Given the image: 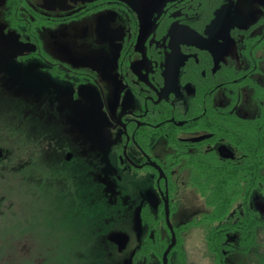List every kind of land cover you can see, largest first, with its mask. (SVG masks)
<instances>
[{
  "label": "rangeland",
  "instance_id": "1",
  "mask_svg": "<svg viewBox=\"0 0 264 264\" xmlns=\"http://www.w3.org/2000/svg\"><path fill=\"white\" fill-rule=\"evenodd\" d=\"M213 1L212 9L216 6L215 1L219 2ZM192 2L194 25L203 28L205 23L200 19L204 21L209 16L205 13V0ZM132 9L135 8H119V11L125 14L128 10L131 15L135 12ZM153 9L147 12L152 22ZM263 9L264 0H259V3H254L248 17L239 12L232 14L230 6L219 11L215 21L224 23L227 28L223 41L202 42L200 33L190 26L175 28L169 44L166 71H161L164 78L158 79V72L154 71L158 67L153 69L152 75L155 82L159 80L163 85L167 77L175 88L174 93L167 95L170 101L166 103L171 113H175L170 117L172 121L175 119L181 123L186 120L184 115L191 106L187 116L190 124L207 118L213 123V129L215 123L218 128L225 127L231 131L234 130L232 127L242 129L244 135L235 129L234 139L242 149L239 153L243 151L241 155H244L245 152L248 158L255 152L251 149L256 150L259 145L261 131L264 134V119H258L264 113V23L257 24ZM136 10L134 19L120 16L115 25L126 27L130 23L136 28L140 21L137 12L143 13V6L138 5ZM81 19L76 23L79 30H85L80 32L79 38L76 32L74 41L81 48H96L100 53L107 51V43L98 38L101 36L98 19ZM234 24L249 26L240 28L245 31L241 30L238 36L244 47L240 54L229 40V27ZM139 27L145 28H142V23ZM46 28L40 32L41 36L44 33L45 46L51 48L56 44L57 48L66 47L65 40L54 42L56 35L53 34H59V29ZM142 38L119 41L130 48L125 69L131 76H135V70L137 73L142 70L140 79L145 77ZM12 40L16 41V38ZM131 42L132 46H129ZM181 42L207 46L215 53L213 62H222L221 88L210 98L218 84H208V101L196 102L194 99L195 96L198 98L197 91L206 81L201 79L202 72L195 66L198 54L189 55L191 63L187 59L182 60L185 53L179 46ZM191 47L193 53L196 52L197 46ZM192 48L189 47L188 52ZM152 53L154 58L150 57V63L154 67L160 52L153 50ZM111 54L113 59V49ZM221 55L226 56L224 61H221ZM125 57L126 53H123L122 58ZM123 65L121 60L99 68L95 74L112 109L119 89L125 84L124 73L119 72L121 77L113 96V79L118 76V69L123 70ZM185 75L188 81H182ZM84 77L81 75L80 81H89ZM81 85L78 90L81 104L73 103L72 107H77L75 112L66 113L62 108H68L69 103L55 102L56 88L53 91L46 86L33 85L31 93L27 94L24 88L0 84V116L12 122L11 126H1L0 123V150L3 151L0 158V264H128L133 253L132 264H162L163 253L172 241V232L166 223L165 202L160 189L164 193L168 190L170 217L177 237L169 253L170 264H183L180 260L185 255L187 264H264V214L258 211L257 218H253L249 208L255 199L264 201V164L258 165L262 175L259 177V172L253 167L259 160L252 159L249 163L236 160L234 165V160L223 162L216 153L208 154L204 148L207 145L200 148L199 143L177 141L179 135L185 137L207 131L204 127L182 131L176 123L170 124L172 135L168 137L165 128L161 127V136L156 143L152 138L147 145L150 156L156 157L166 174V178L159 180V171L153 165L143 164L145 157L140 141L137 144L133 136L128 141L121 124L113 122L107 115L99 89L92 85L94 92L88 91ZM61 86L59 88L66 90ZM217 105L224 111L216 112L214 107ZM202 106L207 108L206 117L201 115ZM141 107L136 96L129 90L125 91L118 110V113L125 112V116L119 115L118 119L121 121L123 117L124 121L131 123L135 120L132 118L139 117L134 112ZM151 121L158 122L159 119ZM156 125L159 126L158 123ZM230 136L233 138V134ZM126 144L130 159L138 166L124 155ZM239 153L237 155L241 156ZM120 157H124V164H121ZM222 164L233 173L225 177L221 173L224 171ZM231 175L233 180H228ZM253 176V182L257 181L251 190L254 196H250L251 192L246 196L248 182ZM222 181H230L227 191H221ZM239 184L243 192H238ZM208 186H213V193ZM233 191L237 193L233 195ZM240 210L247 214H240ZM234 212H239L242 227L232 226L230 237L223 243L220 225L234 222ZM236 223L240 224L238 219ZM237 229H241L239 233L242 235L240 238L245 239L244 245L238 246L237 242L231 241ZM118 231L130 235L123 251L110 240V236ZM224 249H230V253H223Z\"/></svg>",
  "mask_w": 264,
  "mask_h": 264
},
{
  "label": "flooded vegetation",
  "instance_id": "2",
  "mask_svg": "<svg viewBox=\"0 0 264 264\" xmlns=\"http://www.w3.org/2000/svg\"><path fill=\"white\" fill-rule=\"evenodd\" d=\"M218 1V8L215 12L216 15L214 19L211 22H207L208 17L207 19H204V21L200 19L202 23H205V27L200 28L197 25L195 26L193 22V14H191L192 0H0V84L4 81H8L12 83V86L14 87L20 88L21 86H24L26 90L29 89V93H31L30 88H32L33 85L46 86L51 88L53 91L54 88H56L55 102L61 104L65 102L69 103L68 108H62V111L66 113L75 112L74 110L77 107H72L73 103L81 104V98L78 95V90L81 89L79 87L81 83L83 84L84 89L88 91L94 92V86H96L99 89L100 96L103 100V104L109 118L113 122L117 121L125 124L126 129L123 128L122 125L120 126L122 127L123 134L126 136L128 141L132 136L137 141V144L140 141L141 145L139 146L142 150L141 152L143 156L145 157L143 164L145 166L151 165L149 163L151 161L160 163L156 157L152 158L150 156L147 145L152 138H154L156 143L157 139L161 136V127L166 130V128H168L166 127L167 125L169 126L170 124L178 123L177 120L173 119L174 121H172V119H170V117L174 116L175 113H171V109H169L168 104H166L170 101L168 100L167 95L174 93L175 88L167 77L164 85L160 82L164 78L161 75V71H166V65L169 61V44L173 35V30L175 28H180L181 26H190L192 29L200 33L202 42H208L209 40L215 41L216 39L223 41L226 39L224 33L227 28L224 23L217 20L215 21L219 11H222L227 6H230L232 14L239 12L243 16L248 17L254 9V3H259V0L250 1L248 10L244 11L242 7L243 5L246 6L247 0ZM138 5L143 6V13L142 11L141 13L137 12L139 13L138 16L140 15V21H138V26L136 28L130 26V23H127L126 27L123 24L115 25L116 21L120 19V16L124 19H134L136 17V11L138 10H136V7H138ZM129 7L135 8L132 9L135 12L131 15H129L128 10H126L125 14L124 11H119V8ZM150 9L155 11L153 14V22L150 18H148L147 12ZM263 12L264 9L257 24L262 25L264 23ZM81 18H85L86 20H91L92 18L98 19L97 22L99 23V29L101 31V36L98 38L103 43H107V51L100 53L96 51V48H81V46L74 41L76 38L75 33L77 32L79 38L80 32L85 30V28L79 30V26L76 23L81 21ZM255 21L256 19L254 22ZM140 23H142V28L145 26L144 29H140ZM46 27L59 29V34H53L56 35L53 37L55 38L54 42L65 40L64 42L66 43V47L63 46L57 48L56 44L51 48L45 46L42 39V37L45 38L44 33L41 36L40 32H42L43 29H47ZM246 27L249 26L234 24L229 27L231 33L229 35V40L230 43L237 49L238 54H240V50L244 48L241 45L240 38L238 36L241 35V30ZM240 28L242 29L240 30ZM248 30L247 33H249ZM242 32L244 33L245 31L242 30ZM46 35L49 37L48 34ZM207 35L209 36L208 38L205 37ZM140 36H143L141 50L145 67V77L141 79L139 78V74L142 70L138 73L137 70H135V76H131L128 70L125 69V61L128 60L127 56L130 53V48H126L119 43V41L123 43V40H128L129 38L136 39ZM12 38H16V41L12 40ZM152 38L153 41H151ZM145 40V50L149 63L150 57L152 56V58H154L152 53L153 50L160 52V58L155 66H151L150 63L151 69L148 75L143 50ZM129 46H132V42ZM179 46L181 51H184L185 53L183 54L182 60H186V55L190 54V52H188L189 47H205L200 44L187 42H181ZM205 48L212 51V49L207 46ZM112 49L114 52L113 59L111 54ZM123 49H125V52ZM123 53H126L125 58H122ZM212 53L215 54L213 51ZM221 56V61H224L226 56ZM121 60L124 63L123 70L119 71L117 68L118 76L113 79L114 84H112V88H114L113 96L115 95V90L117 88L116 84L119 82L121 72L124 73L123 77H125L126 80L124 82L125 84H123V86L119 89V93L115 98V103H113L112 109L108 106V96L105 94L104 88L97 79V76L95 77V74L99 68H103L107 65L111 66V64H115V62L120 63ZM156 67L158 68L154 69ZM153 69L158 72L157 75L160 81H156L157 83L152 78ZM40 71L45 72L46 74ZM127 74H129V76ZM65 75H67V77H65ZM81 75L85 76L84 78H87L89 81H80ZM44 76H48V78H45ZM56 82L65 86L66 90L59 88L62 86L59 84L56 85ZM127 90H129L132 95H135L136 99L140 102V104H142L139 111L134 112L139 116L132 118L135 119L131 122L135 123L134 126L123 120L125 112L121 111L118 113L119 105L123 100L125 91ZM110 109H112V112ZM85 111L89 112V109H85ZM126 112L133 113L132 111ZM131 113L126 114L129 115ZM122 114L123 117H121V122L118 118L120 117L119 115ZM151 119H159L162 123H159V121L152 122ZM156 123H158L159 126H157ZM155 129L158 131H154ZM152 134H155V136H152ZM201 135L202 134H192L185 137L179 135V138L183 140H190L196 139ZM219 145L218 150L223 156L228 158L229 156L227 155L232 153L233 156L237 158L238 162L243 161L245 154H240L241 156L236 155L235 148L226 145ZM120 160L121 164H124V157H120ZM156 177L158 178V175ZM252 195L254 196L253 191L250 193L251 197ZM261 203H264V201L260 199H255V202H252V204L250 203L249 208L253 218H257L256 215L258 211L264 214V208L262 209ZM240 212L242 215L247 214L245 210H240ZM234 214H236L235 221L238 219L240 224H234L235 221H232V223H229L227 226H224V224H221L222 226L220 225L222 237L221 241L223 243L227 240V237H230L229 231L232 229V226H237L239 228L242 227L239 212H234ZM236 231L237 232L232 235L233 240L231 241H235V243L237 242L239 244L238 246L244 245L245 239L240 238L242 235L239 233L241 232V229H237ZM223 253L229 254L230 249H224Z\"/></svg>",
  "mask_w": 264,
  "mask_h": 264
},
{
  "label": "trees",
  "instance_id": "3",
  "mask_svg": "<svg viewBox=\"0 0 264 264\" xmlns=\"http://www.w3.org/2000/svg\"><path fill=\"white\" fill-rule=\"evenodd\" d=\"M204 3H205V6H204L205 13L209 14L208 21L207 22H211L214 19L215 15H216L215 12H216V10L218 8V3L215 1L216 6L213 9H212V7L214 5L213 4L214 3L213 0H205ZM190 48H192V47H190ZM246 51H248L247 48H246ZM197 54L199 56H198V58L196 60L197 63H196L195 66H197V68L202 72L201 73V79H203L204 81H206V84L201 85L200 86V91H197V92H199V96H198L199 99L197 98V96H195L194 99H196L195 100L196 102H197V100H199V101H202V100L208 101L207 99H208L209 93H210L209 89L207 90L208 84L210 86H215V85L218 84L216 86V88L214 89V91L211 93L210 98L214 95L215 92H217L221 88L220 82H221V80H223V74H222V68H221L222 67V62L214 63L213 62V53H212V51L210 49L205 48V47H199V46H197L196 52H194V53H193V48H192V51L190 52V54H188L186 61L190 62L189 55L190 56L192 55V57H193L194 55H197ZM186 64H188V63H186ZM188 65L189 66H192V64H188ZM187 67L188 66H186L184 68V70ZM198 69L195 70V71H198ZM188 71L189 70H185V73L187 74ZM183 79H184V81H188L187 75H185L182 78V81H183ZM204 97H205V99H204ZM190 103L192 104V102H190ZM190 108H191V106L189 107V109H187V111L185 113L186 115H184V117H185L186 120H184L183 122H181V123L178 124V125L181 126L180 127V130H182V131L183 130H187V129L188 130H193V129L198 130V129H202L204 127V130H206L207 132L206 133H201L203 136L201 135V137H198L196 139H190V140L177 139V141H181V142L184 141L185 143H186V141H188L190 143H199L200 148H202L201 146H203V145H207L204 148L207 150V153L208 154H214V153H216V155L218 156V158H220V160L223 161V162H224V160L225 161L230 160V159L232 161L234 160V165H235V162H236L237 158H235V157L234 158H226L225 156H223L220 153V151L218 150V145L219 144L220 145H226V146H230L232 148H235L236 155H237L239 153V151L242 150V149L240 148L239 145H237L238 142H236L235 139H234V135H235L234 134V131H235V129H237L240 135H244V133L242 132V129L232 127V128H234V130L232 129V131H231L229 128H225V127L218 128L217 127V123H215V125H216V127H214L215 129H213L212 128L213 127L212 126L213 123H211L207 118H205L206 121H200L199 120V121H196L195 123L190 124L191 123V120L189 119V117L187 119V116L189 115L188 112L191 111ZM201 108H202L201 109V111H202L201 112V115H203L204 117H206V115H205L206 113L205 112H207V108L206 107H203V106ZM214 108H215L214 110L216 112L224 111V108L221 107V106L218 107V105L216 107H214ZM216 116H219V114L216 113ZM258 119H260V121H262L264 119V113ZM241 120H243V119H241ZM174 125H176V124H174ZM167 127L169 129L166 128V133H167V135L169 137L170 134L172 135V133L169 131L171 129L170 128V125L169 126L167 125ZM231 134H233V138L230 136ZM259 136H260V141L258 142L259 145H258L257 149L256 150H254V149L252 150L251 149V151H255L254 154H253V152L250 153V156L248 158L247 157V154L244 152V154H245L244 157H243V160L244 161H242V162H246V160H247V163H249L250 161H252V159L257 160V161L259 160L256 163V166L254 165L255 163L254 164H251L250 163V164L251 165H254L253 166L254 167V170L257 171V172H259L258 173V176L261 177L262 175L260 174V169L258 168V165L260 166V164L261 165L264 164V134L262 133V131H261V133H260ZM231 138H232V140H231ZM194 145H198V144H194ZM242 153H243V151L241 152V154ZM222 165H224V164H222ZM225 169L226 168H225V165H224V167H223V170L224 171H222L221 173H224L225 177H227V175L230 174V172L233 173L230 169H226V170ZM251 171L253 172V170H251ZM233 178H234L233 175H231L230 177H228V180L229 179H232L233 180ZM239 178L240 177L238 175V177H237L238 183H240ZM253 178H254V176L252 178H250V180L248 182L247 191H245L246 196L251 192V190L257 184V181L256 180L253 182ZM226 181H222L221 182L223 187H227L226 189H224L222 187V190L221 191H227L228 187L230 186V181L229 182H226ZM251 181H252V184H250ZM245 183H247V182H245ZM218 186H217V188H218ZM208 189H211V191L213 193V186H208ZM234 189H235V185H234ZM237 189H238V192L239 191L240 192H243V190H241L242 189V185L239 184L237 186ZM236 193H237V191H233V195L236 194ZM236 199L237 198H235L234 200H236Z\"/></svg>",
  "mask_w": 264,
  "mask_h": 264
},
{
  "label": "water",
  "instance_id": "4",
  "mask_svg": "<svg viewBox=\"0 0 264 264\" xmlns=\"http://www.w3.org/2000/svg\"><path fill=\"white\" fill-rule=\"evenodd\" d=\"M250 1H252V0H247L246 5H249V2H250ZM148 35H149V34H148ZM145 42H146V40L144 41V48H143V50H144V59H145V62H146L147 75H148L149 72H150L151 66H150V63H149V60H148V56H147V54H146V50H145ZM117 123H118V124H121V125L123 126V128L126 129L125 124H122V123H119V122H117ZM124 154H125L126 158H128V160L131 161L135 166H138V165H139V164L134 163V162L130 159V157L128 156V154H127V144H126V146L124 147ZM70 156H71V154H69L68 157H70ZM227 156L232 157L233 154L231 153V154H229V155H227ZM149 163H150L151 165H153V166L159 171V173H160L159 180H160L161 178H166V174H165V172H164V169L162 168V166H161L160 164H158V163L155 162V161H151V162H149ZM160 190H161V194H162L163 200H164V202H165L166 223H167L169 229H170L171 232H172V241H171V243H169L168 247L166 248V250H165V252H164V254H163V263H162V264H168V256H169V253H170L171 249H172V248L175 246V244H176L177 237H176V231H175V228H174V226L172 225L171 217H170V215H171V210H170V202H169V199H170V198H169L168 190H167L165 193L163 192L162 189H160ZM261 205H262V208H264V203H261ZM110 240H112L113 242H115V243L117 244L118 249H119L120 251H123V250L127 247L128 243H129V241H130V235H129L128 233H125V232H119V231H118V232L113 233V234L110 236ZM134 255H135V253L132 254V256H131L130 261H129L128 264H132V260H133Z\"/></svg>",
  "mask_w": 264,
  "mask_h": 264
},
{
  "label": "bare ground",
  "instance_id": "5",
  "mask_svg": "<svg viewBox=\"0 0 264 264\" xmlns=\"http://www.w3.org/2000/svg\"><path fill=\"white\" fill-rule=\"evenodd\" d=\"M248 6L249 5H243V9H244V11H247L248 10ZM4 78V77H3ZM7 87H12V83H10V82H8V81H4L3 82ZM20 88H24V86H21ZM25 89V88H24ZM25 93H26V89H25ZM29 93V89L27 90V94ZM23 98H26L25 97V95L23 96ZM5 121V122H4ZM0 123H1V126L2 125H7V126H11V124H12V122L10 121V119H8L7 117H5V116H0ZM21 130V129H20ZM22 131V130H21ZM27 136V135H26ZM31 139V138H30ZM2 153H3V151L2 150H0V158H1V156H2ZM192 221V220H191ZM172 222V221H171ZM187 222H189V221H187ZM188 225V224H187ZM113 243H115V242H113ZM116 244V243H115ZM117 245V244H116ZM118 247V246H117ZM236 248L238 247V246H235ZM164 254V253H163ZM170 255L168 256V264H170ZM180 263H183V264H187V262H186V255L183 257V258H181V260H180Z\"/></svg>",
  "mask_w": 264,
  "mask_h": 264
},
{
  "label": "crops",
  "instance_id": "6",
  "mask_svg": "<svg viewBox=\"0 0 264 264\" xmlns=\"http://www.w3.org/2000/svg\"><path fill=\"white\" fill-rule=\"evenodd\" d=\"M191 94V93H190Z\"/></svg>",
  "mask_w": 264,
  "mask_h": 264
}]
</instances>
